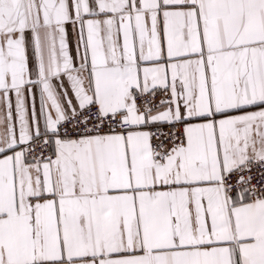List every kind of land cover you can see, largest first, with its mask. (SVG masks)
<instances>
[{
    "label": "snow or ice",
    "instance_id": "6c2138e0",
    "mask_svg": "<svg viewBox=\"0 0 264 264\" xmlns=\"http://www.w3.org/2000/svg\"><path fill=\"white\" fill-rule=\"evenodd\" d=\"M0 264H264V0H0Z\"/></svg>",
    "mask_w": 264,
    "mask_h": 264
}]
</instances>
